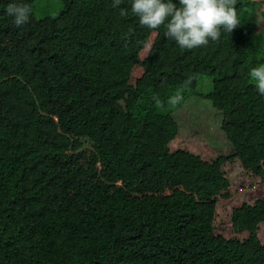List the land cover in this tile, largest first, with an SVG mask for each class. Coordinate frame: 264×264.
I'll return each instance as SVG.
<instances>
[{"label": "trees", "instance_id": "16d2710c", "mask_svg": "<svg viewBox=\"0 0 264 264\" xmlns=\"http://www.w3.org/2000/svg\"><path fill=\"white\" fill-rule=\"evenodd\" d=\"M35 1L18 27L0 0V264H264L251 33L182 49L121 15L130 0L43 19ZM187 102L222 117L230 155L183 130Z\"/></svg>", "mask_w": 264, "mask_h": 264}, {"label": "clouds", "instance_id": "9594fccd", "mask_svg": "<svg viewBox=\"0 0 264 264\" xmlns=\"http://www.w3.org/2000/svg\"><path fill=\"white\" fill-rule=\"evenodd\" d=\"M123 3L113 0L114 7ZM5 11L18 27L29 22L33 13L29 0H10ZM129 11L150 29L164 25L165 35L182 49L217 41L223 32L231 33L240 24L237 0H130V9L120 7V14ZM249 73L264 95V62L251 67Z\"/></svg>", "mask_w": 264, "mask_h": 264}, {"label": "rangeland", "instance_id": "374dc122", "mask_svg": "<svg viewBox=\"0 0 264 264\" xmlns=\"http://www.w3.org/2000/svg\"><path fill=\"white\" fill-rule=\"evenodd\" d=\"M64 0H36L34 13L38 19L55 17L61 10ZM240 27L251 33V41L256 53L250 60L264 62V0H253L246 6L240 18ZM212 78L199 77L198 94L206 95L213 89ZM199 110L193 103L175 113L179 125L190 138L206 140L222 155H230L233 149L221 129L222 117L206 103Z\"/></svg>", "mask_w": 264, "mask_h": 264}]
</instances>
